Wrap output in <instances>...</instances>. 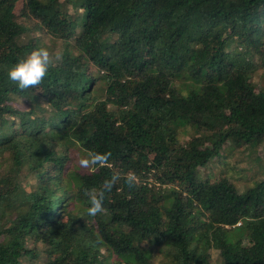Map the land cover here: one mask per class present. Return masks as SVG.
Here are the masks:
<instances>
[{
  "label": "trees",
  "instance_id": "16d2710c",
  "mask_svg": "<svg viewBox=\"0 0 264 264\" xmlns=\"http://www.w3.org/2000/svg\"><path fill=\"white\" fill-rule=\"evenodd\" d=\"M37 30L59 59L21 91ZM241 146L264 148V0H0V264H264V166L199 173ZM114 171L137 185L88 216Z\"/></svg>",
  "mask_w": 264,
  "mask_h": 264
},
{
  "label": "clouds",
  "instance_id": "9594fccd",
  "mask_svg": "<svg viewBox=\"0 0 264 264\" xmlns=\"http://www.w3.org/2000/svg\"><path fill=\"white\" fill-rule=\"evenodd\" d=\"M58 59L59 56L51 52L48 47L36 48L8 71V79L21 91L36 88L43 83L49 74V70L56 66ZM110 157V152H89L79 160V164L84 169L94 170L106 166ZM122 179L129 187L136 186L138 182L134 172L129 171L126 174H121L114 171L109 178L103 180L98 190L89 189L85 191L84 194L89 199L88 216L96 217L104 212L106 194L111 193Z\"/></svg>",
  "mask_w": 264,
  "mask_h": 264
},
{
  "label": "rangeland",
  "instance_id": "374dc122",
  "mask_svg": "<svg viewBox=\"0 0 264 264\" xmlns=\"http://www.w3.org/2000/svg\"><path fill=\"white\" fill-rule=\"evenodd\" d=\"M34 34L37 35L36 37L38 38V41L41 43L42 47H46L48 42L50 47L49 50L51 52L56 55L60 53L61 46H59L58 43L53 42L54 39L51 36L49 37V34L47 32H45L44 30H37L36 32L34 31ZM19 100L25 103L23 99ZM40 103L42 106L46 105V103L44 102ZM24 105L25 104L21 106ZM47 133H49V131ZM77 154L78 155L76 157H73L71 161L66 162V166L67 168H70L71 172L79 166V160L85 155V153H83L81 156L79 153ZM5 155H7V152L5 153ZM258 157H260V159H258ZM263 166L264 148L260 149V151H255L251 149L249 150V148H247L246 146H241L237 149L232 150L231 152L229 151L225 159L210 164L209 168H202L201 170H199V173L203 178H208L211 173H213L215 176L225 174L226 176L231 177L233 182L237 183V188L240 191H244L248 187V185H253L255 181L263 177ZM49 172L53 173V167ZM26 188L28 190L30 188V184L26 185ZM38 246L39 248H41L42 244L40 243L38 244ZM211 253V259L214 264H222V258L220 257L218 251L212 250ZM29 264H44V261L41 260L36 263L30 262Z\"/></svg>",
  "mask_w": 264,
  "mask_h": 264
}]
</instances>
